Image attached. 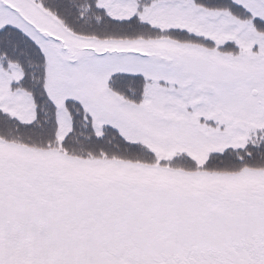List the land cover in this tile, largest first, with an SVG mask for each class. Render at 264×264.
Returning a JSON list of instances; mask_svg holds the SVG:
<instances>
[{"label":"snow or ice","instance_id":"snow-or-ice-1","mask_svg":"<svg viewBox=\"0 0 264 264\" xmlns=\"http://www.w3.org/2000/svg\"><path fill=\"white\" fill-rule=\"evenodd\" d=\"M0 264H264V0H0Z\"/></svg>","mask_w":264,"mask_h":264}]
</instances>
